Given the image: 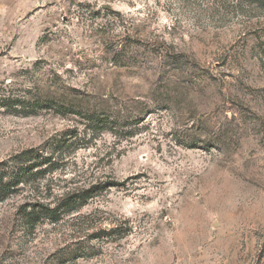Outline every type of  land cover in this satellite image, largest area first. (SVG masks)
<instances>
[{
	"label": "rangeland",
	"instance_id": "1",
	"mask_svg": "<svg viewBox=\"0 0 264 264\" xmlns=\"http://www.w3.org/2000/svg\"><path fill=\"white\" fill-rule=\"evenodd\" d=\"M24 151L54 165L0 202V264H264V0H0Z\"/></svg>",
	"mask_w": 264,
	"mask_h": 264
},
{
	"label": "trees",
	"instance_id": "2",
	"mask_svg": "<svg viewBox=\"0 0 264 264\" xmlns=\"http://www.w3.org/2000/svg\"><path fill=\"white\" fill-rule=\"evenodd\" d=\"M95 126H100L101 121H96ZM33 151H24L11 158L8 163L0 165V202H4L10 196H12L22 185H27L34 181L37 175L43 173L41 170L44 166L50 168L54 160V153L50 155H44L35 159L33 157ZM44 170V173L48 171ZM119 185H113L116 187ZM94 188L89 189H76L65 196L62 199V206L59 205L57 210H65L66 212H72L87 205L88 201L94 196ZM61 206V207H60ZM60 207V208H59ZM55 210H51L49 207L38 203L32 212L26 213L25 218L28 221H33L35 224L39 222V218H45L54 216Z\"/></svg>",
	"mask_w": 264,
	"mask_h": 264
}]
</instances>
